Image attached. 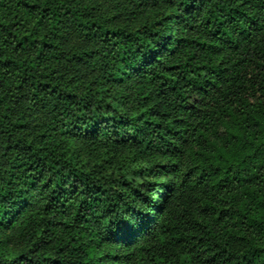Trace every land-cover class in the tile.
Returning a JSON list of instances; mask_svg holds the SVG:
<instances>
[{
  "label": "trees",
  "instance_id": "16d2710c",
  "mask_svg": "<svg viewBox=\"0 0 264 264\" xmlns=\"http://www.w3.org/2000/svg\"><path fill=\"white\" fill-rule=\"evenodd\" d=\"M0 228V264H264V0H0Z\"/></svg>",
  "mask_w": 264,
  "mask_h": 264
},
{
  "label": "rangeland",
  "instance_id": "374dc122",
  "mask_svg": "<svg viewBox=\"0 0 264 264\" xmlns=\"http://www.w3.org/2000/svg\"><path fill=\"white\" fill-rule=\"evenodd\" d=\"M12 230L10 229H3V228H0V240L4 239L6 240L7 237L9 236L8 233H11ZM9 244L8 245H4L5 248H14V237L10 236L9 239Z\"/></svg>",
  "mask_w": 264,
  "mask_h": 264
}]
</instances>
